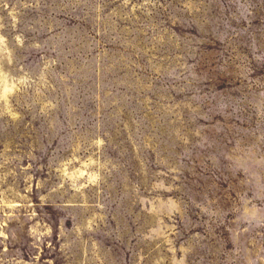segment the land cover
<instances>
[{
	"label": "rangeland",
	"instance_id": "obj_1",
	"mask_svg": "<svg viewBox=\"0 0 264 264\" xmlns=\"http://www.w3.org/2000/svg\"><path fill=\"white\" fill-rule=\"evenodd\" d=\"M0 264H264V0H0Z\"/></svg>",
	"mask_w": 264,
	"mask_h": 264
},
{
	"label": "water",
	"instance_id": "obj_2",
	"mask_svg": "<svg viewBox=\"0 0 264 264\" xmlns=\"http://www.w3.org/2000/svg\"><path fill=\"white\" fill-rule=\"evenodd\" d=\"M69 70L67 71V72H65L64 74H60L59 76H58V78H59V81L61 82V85L63 86V88L64 89H66L67 90V78L69 77V75L71 74V73H73V71H75V69H74V67L73 66H69V68H68ZM81 73H84V70H81L80 71Z\"/></svg>",
	"mask_w": 264,
	"mask_h": 264
}]
</instances>
